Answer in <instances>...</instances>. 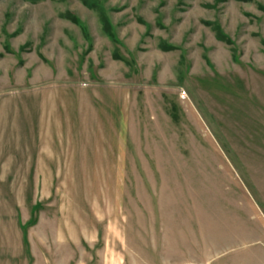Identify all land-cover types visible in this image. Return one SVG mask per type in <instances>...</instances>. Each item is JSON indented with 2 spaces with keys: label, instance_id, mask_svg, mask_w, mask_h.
Wrapping results in <instances>:
<instances>
[{
  "label": "rangeland",
  "instance_id": "374dc122",
  "mask_svg": "<svg viewBox=\"0 0 264 264\" xmlns=\"http://www.w3.org/2000/svg\"><path fill=\"white\" fill-rule=\"evenodd\" d=\"M18 236L264 264V0H0L2 264Z\"/></svg>",
  "mask_w": 264,
  "mask_h": 264
},
{
  "label": "crops",
  "instance_id": "0c3cea01",
  "mask_svg": "<svg viewBox=\"0 0 264 264\" xmlns=\"http://www.w3.org/2000/svg\"><path fill=\"white\" fill-rule=\"evenodd\" d=\"M26 241L24 242V240H22V238L18 236L17 245H13V247H11L10 249H14L15 252H18L15 255H12L13 259H6L10 261L11 264H45V258H43L42 254L38 253L40 247L38 248L36 244H30L29 247V242L27 243ZM0 264H2L1 258Z\"/></svg>",
  "mask_w": 264,
  "mask_h": 264
}]
</instances>
